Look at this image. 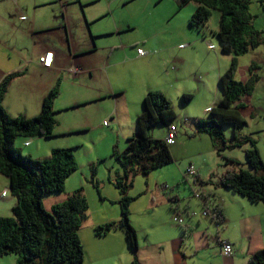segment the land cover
Masks as SVG:
<instances>
[{"label":"crops","instance_id":"crops-1","mask_svg":"<svg viewBox=\"0 0 264 264\" xmlns=\"http://www.w3.org/2000/svg\"><path fill=\"white\" fill-rule=\"evenodd\" d=\"M106 8L110 9L109 6L103 5V0H0V25L8 20V16L19 17L18 14L24 16L23 22L14 25L9 40H0V47L5 51L0 54V81L11 73H21L19 77L11 81L2 102L3 108L10 116L27 119L37 116L44 97L53 88L57 87L59 90V83L62 79L66 83L80 87L81 79L87 77L88 84L92 85L84 90L74 87V90H70L66 96L63 95V90L62 92L59 90L58 97L53 104L57 125L51 138H16L14 145L22 153L25 152L24 154L34 159L48 158L55 148H71L78 164L77 167L81 168L84 179L87 178L85 168L90 171L93 164H98L106 160L107 157L101 155L97 145L95 148L88 147V142L93 139L92 137L89 139L79 137L98 128L103 130L104 137L108 138L106 144L110 143V148L114 143L118 146L119 138L125 139V148L127 140L136 135V118L143 111L142 100L148 91H161L173 104L183 94H192L193 80L195 81V77L189 72L191 68H187L183 51L195 50L196 44L200 42L197 37L192 36L191 38L189 31L184 28L176 33L175 42L170 37L164 38L155 35L139 39L135 34L132 35L136 37L134 39L132 36H123L130 30L120 31L121 29L102 31L103 33L98 31L94 35L92 24L104 17L98 18L99 15L94 16V12L98 13L102 10V13L105 14L107 11L104 9ZM261 8L264 11V3ZM194 9L193 5L192 10ZM71 27H76L78 30L74 35L69 29ZM217 28L214 30L215 32ZM56 29L63 35L65 34L68 47L71 49L69 53H66L64 48L59 50V47L52 45L60 40L59 36L46 34ZM90 34H92L91 37ZM99 34L101 35L99 36ZM73 36H82L85 39L80 40V44L74 47L72 45ZM102 36L106 40L104 44L99 45L98 49V43L95 41ZM134 46H138L136 52L132 50ZM181 46L185 48L182 49ZM259 48L248 52L252 53L255 60L257 55H260ZM137 49H142L146 55L138 56ZM174 49L179 50L175 51ZM99 51L104 52L100 64L87 66L73 60L78 56L90 57L93 55L92 53L95 54ZM46 53H52V62L49 68L42 67L38 62L39 57ZM117 55L123 57L125 61L116 60ZM242 57L238 58L235 78L246 82L250 77L248 73L250 64L256 65V69L252 70L251 75L258 76L253 93L244 97L242 101L244 108L240 110L242 117L251 119V123L254 124V116L258 118V121L264 119L262 118L264 116V66H259L253 59H250L246 73H243L240 69ZM169 63L176 65L177 69L174 73L165 72V65ZM74 64H77L80 73H77L78 70L74 68ZM124 66H129L125 76L121 73L126 89L117 81H112V78H120V72L115 69ZM88 67H92L93 72H98L102 76L94 77ZM73 70L77 72L74 73ZM224 71L219 66L215 70L203 69L202 74L205 75V79L195 82L197 94L200 95V99H205L203 101L205 114H208L207 112L220 98L218 78ZM87 73H89V77L86 76ZM189 86L191 87L189 88ZM126 91L129 96L123 99L125 106L122 107L119 104L120 95L123 96ZM94 103H102L104 106H99L93 114H88L86 111L81 114L71 112L94 105ZM98 114H101L102 119L106 118L109 121L108 127L102 124L105 120L100 121L94 127L90 125L93 122L91 116L93 115L94 119ZM179 120L191 129L195 136H198L197 141L207 142V153H210L209 151L214 153L208 136L197 134L192 122ZM100 123L101 126L98 127ZM173 125L175 126V124ZM176 128L177 134L178 124H176ZM262 131H264V127L257 128L256 132L251 134ZM149 136L159 140L165 138L156 136L155 129L149 132ZM175 144L174 140L170 146L175 147ZM169 150L174 159L173 150L171 148ZM259 153L264 160L260 151ZM202 154L200 157H203ZM111 157L110 153L108 159L112 160ZM203 160L204 158L195 162L197 165L196 176H199L203 181L212 183L201 188V192L213 194L216 202L222 207L224 227L219 229L209 220L215 238L211 236L206 222L209 218L201 214L202 210L208 207L198 197L195 200L191 199L189 184H183L182 181L187 168L182 167L179 169V173L171 179L170 187L162 190L164 188L161 189L157 185L155 193L149 196L151 201L148 200L136 208L130 206L132 212L141 214V219L137 220L132 217L130 220L136 229L138 251L135 258L139 264H247L257 251L264 248V206L261 203L250 202L248 199L220 187L217 177L225 171L226 167L220 170L218 164H206L204 168ZM100 165L105 166L103 163ZM100 165L96 166L95 177ZM107 166L114 174L121 173L117 163L113 166L109 162ZM115 190L117 191V189ZM171 197L180 201V204L178 203L179 213L169 209L168 199ZM110 198L112 201H118L119 193L117 195L111 192ZM187 200L189 204H185ZM15 204L16 199L10 193L8 180L0 175V217H9ZM184 214L187 218L182 217ZM179 219L181 222L178 221ZM116 220L106 219L97 224L102 225ZM96 226L93 224L90 228L81 229L84 231L80 236L84 248L83 264H111L118 259L119 261L127 259L128 264L131 263L134 255L128 247L123 232L116 230L105 236L97 237L93 233ZM181 226L187 230L185 236L181 233ZM222 242L232 245L233 253L230 257L221 255ZM14 262L16 263V257Z\"/></svg>","mask_w":264,"mask_h":264},{"label":"trees","instance_id":"trees-1","mask_svg":"<svg viewBox=\"0 0 264 264\" xmlns=\"http://www.w3.org/2000/svg\"><path fill=\"white\" fill-rule=\"evenodd\" d=\"M177 9L181 10L189 3L195 4L188 23L203 36L211 11L220 13V20L216 35L221 44V52L230 54L227 69L218 78L220 98L210 108L208 119H198L192 122L197 134L209 137L216 154L224 148L241 147L244 149L248 169L239 168V163L227 158V163L234 165L226 167L217 177L220 187L248 199L253 203L264 206V161L256 146V140L245 137L236 144H226L223 126L233 127V134L239 133L245 121L240 110L244 108L243 99L250 96L258 76L251 75L255 64H250V75L246 82L235 78L238 58L249 51L264 45L263 32L258 31L249 13V0H174ZM260 4L264 0H258ZM14 72L0 81V175L9 182L10 193L16 199L11 216L0 217V257L15 255V264H83L84 248L78 235L83 223L87 220L88 204L82 195V190L72 192L65 200L55 203L50 211L44 207L46 195L61 193L65 183L77 170V163L71 148H55L45 159H34L23 154L14 143L16 138H51L57 125L53 104L58 97V88H53L42 100L41 109L32 118L12 117L3 108L2 102L11 81L20 76ZM191 95L183 94L181 99L187 102ZM143 111L136 118V135L127 140L126 147L119 152L117 144H113L111 156L119 165L121 173L115 174L113 181L119 193L117 201L120 217L116 221H109L93 229L97 237H102L116 230H121L134 258L131 264H139L135 258L138 251L137 234L130 224V205L134 198L129 196L136 175L148 176L152 171L168 166L172 163L169 146L164 140L152 139L149 130L162 125L173 126L176 115L171 100L159 90L148 91L142 100ZM108 122V121H104ZM103 124V123H102ZM104 126V125H103ZM109 126L108 125L105 127ZM243 138V137H242ZM165 139V138H164ZM242 165V164H241ZM188 166L183 182L187 184ZM96 167H90V181L98 190L95 178ZM212 182L203 181L199 176L193 178L189 192L207 205L209 219L219 229L223 228L224 212L211 193L201 192V188ZM167 186L164 188V190ZM169 209L179 213V200L175 197L168 199ZM181 233L185 236L186 228L181 226ZM247 264H264V248L257 251Z\"/></svg>","mask_w":264,"mask_h":264},{"label":"rangeland","instance_id":"rangeland-1","mask_svg":"<svg viewBox=\"0 0 264 264\" xmlns=\"http://www.w3.org/2000/svg\"><path fill=\"white\" fill-rule=\"evenodd\" d=\"M249 1H250L249 13L252 16V23L258 31L263 32L262 36L264 37V11L261 8L262 4H260L258 0H249ZM103 5L109 6L110 9L109 10L107 8L104 9L107 11L105 12V14L102 13V10L99 11L98 13L97 11L94 12V16L99 15L98 18L104 16L100 18L98 22H94L92 24L93 25L92 32L94 33V35L98 31H100V33H103L102 31L109 32V31H116L117 29H121L120 31L130 30L123 36L126 35L132 36L137 34L138 38L142 39L150 35H155L164 38L170 37V39L173 42H175L176 33L180 31L181 28H184L185 30L189 31V33L191 34V38L192 36L197 37L200 42L196 44L195 50L183 51L185 62H187V68H191L189 72H191V75L195 77V81L193 80L194 85L196 84L195 82L202 81L205 79V75L202 74L203 69L215 70L216 67L219 66L221 70L224 71L229 65L231 55L221 52L220 41L216 35L212 34V32H215L214 30L218 27L219 24V20L221 17L219 12L213 10L211 11L210 17L205 27L207 33L203 36L201 33L199 34L197 29L195 28L191 29L188 23L192 13L195 10V9L192 10L193 5L195 6L194 3H189L181 10L177 9V5L174 0H103ZM18 15L19 17L8 16L7 17L8 20L0 25V40L1 39L9 40L14 25L24 21V16H22L21 14ZM69 29L72 30L73 35L78 31L76 27L75 28L71 27ZM57 30L58 29L50 31V33H46V34H56L57 36H59L60 40L56 43H52V45L57 46V48L59 47V50L60 48H64L65 52L69 53L71 49L70 47H68L67 38L65 34L63 35L62 32ZM100 35L101 34H99V36ZM91 36L92 34H90V37ZM59 37L57 38L59 39ZM132 37L136 39V37L134 36ZM103 38H104L103 36L98 37L95 41L96 43H98V49H99V45L105 43L106 39ZM84 39L85 38L82 36L79 37L73 36L72 45L74 47H77V45L80 44V40H84ZM113 42L116 43L115 41ZM137 47L138 46H134L132 50L136 52ZM181 48L184 49L185 47L181 46ZM174 50L178 51L179 49H174ZM174 50L173 52H175ZM259 50H260V55H257L256 60L252 57L253 56L252 53L243 55V57L241 58V65H240V69L243 73H246V69H247L246 67L250 59H253V61L257 63L259 66H264V45L260 46ZM2 53H5V51L2 50L0 47V54ZM92 54L93 55H91L90 57L78 56L73 58V60L83 63L87 66L100 64V59H102L104 52L99 51L98 53L95 54L92 53ZM119 59L125 61L123 57L117 55L116 60ZM74 65H75L74 68L78 70L77 73H80L81 71L79 68H77L78 67L77 64ZM129 66H124L123 68L120 67L115 69L118 72H120L119 73L120 78H112L113 82L117 81L124 89H126V87L123 76H125V73L128 70ZM88 68L91 70V72H93V69H91L92 67H88ZM164 69L165 72L169 71L170 73H174L177 67L175 64L169 63L165 65ZM140 71L141 73H143L142 70ZM121 73L123 76H121ZM98 75L101 74L98 72H93L94 77ZM86 76L89 77V73H87ZM88 83L89 80L87 79V77H83V79H81L80 87H76L70 83H66L65 80L62 79L59 83V90L60 92H62L63 90V95L66 96L70 92V90H74V87L77 88L78 90H84L86 89V87L92 86L91 84ZM194 85L191 89V93H192L190 94L192 96L191 99H189L187 102H183L180 96L177 99V102L174 101L172 104L176 117L174 121L171 123L175 124V126L173 125L175 129H177L176 124H178V133L176 134V138H175L176 141L175 147L174 146L169 147V149L171 148L173 150L172 155L174 156V159L172 158V163L168 166L152 171L148 176H142L139 174L134 176L132 188H130L128 192L129 196L134 198L130 206H135L136 208V207H140L141 204L147 202L148 200L151 201V199H149V196L155 193L157 185L161 187V189L162 187L165 188L166 186L170 187V185L172 184L171 179L177 173H179V169L182 167L187 168L190 165L193 166L195 172L194 177H196L197 165L195 162L197 161L199 162V160L203 158H204L203 160L204 163L202 164V166L204 168L206 164L207 165L218 164L219 169L223 170V168H225L224 166L225 163L228 165V167L233 168L234 165L231 163H227L226 161L227 158H232V159H236V161L239 163V165H237L239 166V168L243 167L245 169H248L244 154V148L248 146L247 143H245V145L241 147L224 148L220 152V156L216 154V151L213 148V146L212 148L214 150V153L212 151H209L210 153H207L208 152L207 142L197 141L196 138H198V136H195L192 133L191 129L187 128L179 120L181 119L182 121L185 120L188 122H194L198 119H208L210 117L208 114L204 113L203 101H205V99H200V95L197 94ZM191 86H189V88ZM128 96H129L128 91H126L123 96L120 95L119 104H121L122 107L125 106V102L123 99L128 98ZM99 106H104V105L102 103H97V104L94 103V105L85 106L83 108L71 112H76L78 114H81L86 111L88 114H93L95 109H97ZM262 118H264V116H262ZM91 120L93 121L90 124L92 125V127H94V125H96L102 120L108 121L106 120V118L102 119L101 114H98L97 117H95L94 119L92 115ZM244 121H245V125H243L239 133L236 134V137H234L233 134L234 129L232 126L230 125L223 126V134L227 145H230L232 143L236 144L238 142H242L245 140V137L249 136V134L255 133L257 128L260 129L261 127H264V119L258 121V118L256 116H254L253 119L254 124L251 123L252 120L249 118L244 119ZM99 126H101V123L98 124V127ZM153 129H155L156 136L165 137L166 126H162V125L154 126L152 129L149 130V132H151V130L153 131ZM104 135L105 134L103 130H99L98 128H96V129H92V131L87 133L86 135L79 137L82 139H89L92 137L93 139L92 140L90 139L88 142L89 143L88 147L95 148V145H97L98 146L97 149L99 150L101 155L107 157L106 160L98 164H93V166L95 167L102 163L105 164L104 167L100 165V169L97 173V176L95 177L98 183V190L94 188V186L90 181L91 173L88 170V168L84 169L87 175V178L84 179L83 174L81 172V168L78 169L77 167L78 170H76L66 180L67 182L65 183L63 192L52 195H46L44 197V201H43L44 207L47 211H50L51 206L54 205V203L62 202L75 190L78 189L82 190V195L85 197L88 204V212H87L88 217L86 222L82 224L80 230L86 227L90 228L93 224L98 226L97 223H101L106 219L118 220L120 217V211L117 201L115 200L112 201L110 198L111 192L113 194L118 195L114 185L109 181V179L113 181L115 174L114 172L110 171L109 167L107 166L109 162H111L113 166H115L116 163L113 160L114 159L113 157H111L113 158L112 160L108 159L110 158V153H112L111 152L112 148H110L111 145L110 143L106 144L108 138H105ZM182 136L184 137L182 138ZM249 137L256 140L257 142L256 146L261 152L262 157L264 158V131L250 135ZM178 138L181 139L178 140ZM92 142L94 143L92 144ZM125 142H126L125 139L119 138L118 150L124 149ZM200 154H202L203 157H200ZM194 177L188 176L187 178L188 179L187 184H189L192 188H194V186L192 185V181ZM182 181H183V177H182ZM180 186L182 185L180 184ZM189 195L192 200L197 199V195L196 197L193 196L191 193ZM188 202H189L188 200L185 201V204H189ZM178 203L180 204V201ZM132 217L139 220L141 219V214L134 211L132 212L130 208L129 221L131 220ZM182 217L184 218L186 217V215L184 214V216L182 215ZM209 220L210 219L206 221L208 225V231L212 234L211 236L215 238V233L213 234L211 227L214 224L211 225V221ZM80 230L78 234L79 237L82 236L84 233L83 230L81 231ZM15 257H16L15 255L2 256L0 257V264H15L14 262ZM111 264H128V260L120 259L119 261L118 259Z\"/></svg>","mask_w":264,"mask_h":264},{"label":"built area","instance_id":"built-area-1","mask_svg":"<svg viewBox=\"0 0 264 264\" xmlns=\"http://www.w3.org/2000/svg\"><path fill=\"white\" fill-rule=\"evenodd\" d=\"M137 54L138 56L142 57L146 55V52L143 51L142 49H137ZM39 64L44 67V68H49L52 62V53H46L43 56L39 57L38 59ZM73 72H77L76 70H73ZM104 126L108 125V122H103ZM176 137V132H175V128L173 126H170L168 128L167 134L165 136L164 142L167 145H172L174 143ZM189 176L194 177L195 176V172L193 171V169L190 167L187 171ZM203 216H209V210L208 208H204L202 210L201 213ZM179 222H181V220H178ZM217 227V226H216ZM218 228V227H217ZM233 253V248L232 245L230 243L227 242H222L221 243V255L223 257H230Z\"/></svg>","mask_w":264,"mask_h":264},{"label":"bare ground","instance_id":"bare-ground-1","mask_svg":"<svg viewBox=\"0 0 264 264\" xmlns=\"http://www.w3.org/2000/svg\"><path fill=\"white\" fill-rule=\"evenodd\" d=\"M174 127V126H173ZM175 128V127H174ZM175 132H176V129H175Z\"/></svg>","mask_w":264,"mask_h":264}]
</instances>
